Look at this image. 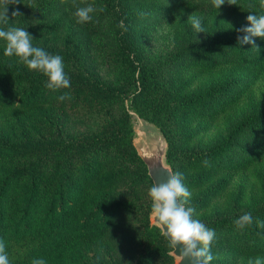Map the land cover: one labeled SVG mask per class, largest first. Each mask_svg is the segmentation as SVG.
Instances as JSON below:
<instances>
[{"label":"rangeland","instance_id":"rangeland-1","mask_svg":"<svg viewBox=\"0 0 264 264\" xmlns=\"http://www.w3.org/2000/svg\"><path fill=\"white\" fill-rule=\"evenodd\" d=\"M21 1L24 6L43 9L42 0ZM121 3L132 17L131 32L141 50V66L147 70L135 101L108 100L86 92L44 104L39 115L18 112L11 116L13 111L8 108L2 111V137L12 140L42 132L43 117L51 119L44 129L52 135L78 137L100 130L127 110L134 145L148 144L158 129L167 134L176 154L174 173L182 174L191 193L186 206L195 209V219L207 224L236 212L252 214L253 223L243 229L211 228L216 238L210 264H248L257 257L264 261V228L257 225V220L264 221V122L242 131L220 154L205 157L239 122L264 113V57L257 65L249 59L255 49L264 50V38H253L257 48L237 42L244 35L237 29L248 26L249 12L264 14L261 0H237V5L226 2L219 10L212 0ZM89 4L96 9L93 19L77 23L76 7ZM100 9L91 0H54L45 20L49 25L56 22L58 30L35 37L32 43L61 55L67 73L82 62L103 81L129 90L136 74L117 48L111 19L102 16ZM193 14L201 20L203 32L192 27L189 17ZM234 40L237 47L224 45ZM14 62L27 67L16 57ZM88 166L95 170L92 179L97 183L83 201L93 205L110 198L119 204L110 208L105 204L102 211L108 224L104 234L78 236L70 252L63 255V263L134 264L144 246L146 217L150 220L151 216L148 190L152 184L142 165L126 151H98ZM170 256L160 253L149 264H175Z\"/></svg>","mask_w":264,"mask_h":264},{"label":"trees","instance_id":"trees-1","mask_svg":"<svg viewBox=\"0 0 264 264\" xmlns=\"http://www.w3.org/2000/svg\"><path fill=\"white\" fill-rule=\"evenodd\" d=\"M121 1L91 0L92 4L95 2L101 6L102 16L111 19L117 48L126 57L131 72L136 74L129 90L103 81L84 63L78 62L73 72H66L71 87L53 91L45 86L46 76L15 63L14 57H5L4 51H0V121L2 111L8 108L13 111L11 116L18 112L39 115L44 104L60 101L58 97L64 93L80 96L87 92L108 100L128 99L133 103L145 82L147 70L141 66V50L131 32L132 17ZM40 2H44L40 3L43 9H35L36 5L24 6L21 0L19 4H10L8 24L0 25V28L21 27L34 38L57 31L56 22L49 25L45 20V14H48L54 0ZM17 9L22 15L12 17L11 13ZM224 45L235 48L237 42L227 41ZM5 46V42L0 40V49ZM33 46L49 52L45 47ZM263 54L264 50L255 49L249 59L257 65ZM43 119V131L39 133H27L12 140L2 137L0 133V240L6 245L10 264H31L34 258L41 257L47 264H64L63 255L70 252L69 247L73 248L71 245L78 236L99 238L104 234L108 222L102 210H106V203L110 208L117 206L118 201L107 198L93 205L83 201L85 194L96 187L97 180L92 179L95 170L88 163L98 151H126L142 165L144 176L152 184L147 168L136 152L133 143L135 132L127 110L107 121L100 130L73 138L63 137L61 133L52 135L44 129L51 119ZM259 121L264 122V113L242 120L221 144L210 148L207 155L204 153L205 157L220 154L237 135L259 125ZM160 130L168 143L166 163L175 174L173 144L165 131ZM241 215L236 212L217 217L206 225L210 228L235 227L234 220ZM143 242L142 253L134 264H149L160 253L170 256L172 249L168 247L160 229L150 223L148 215Z\"/></svg>","mask_w":264,"mask_h":264},{"label":"clouds","instance_id":"clouds-1","mask_svg":"<svg viewBox=\"0 0 264 264\" xmlns=\"http://www.w3.org/2000/svg\"><path fill=\"white\" fill-rule=\"evenodd\" d=\"M237 5V0H212L214 7L218 10L225 3ZM20 0H0V25L8 24L10 19L8 6L19 4ZM261 8H264V0H261ZM96 9L92 5L76 7L73 13L76 22L85 24L90 22L92 13ZM100 11H103L101 8ZM247 16L248 26L237 29L244 33L237 37L240 45L252 44L254 37L264 38V14L256 15L251 12ZM12 17L20 16L22 13L17 9L11 13ZM192 27L203 32L201 20L195 14L189 17ZM123 24V21H121ZM34 37L27 29L21 27H8L6 30L0 28V40L5 42L4 56L16 57L18 62L26 65L30 71H38L47 77L46 88L59 91L71 87L70 77L65 71L63 57L59 54H51L45 49L33 46ZM257 48V47H256ZM69 93H64L58 100L70 99ZM207 164L208 162L205 161ZM151 198V218L155 220L156 226L160 229L161 235L168 242V247L174 250L182 262L188 264H210L214 259L211 254V245L216 238L214 229L209 228L199 219L194 218L195 209L186 206L191 193L183 183L180 173H169L165 181L155 182L148 190ZM253 223L252 214L245 213L234 220L237 228L243 229ZM258 227L264 228V221L257 220ZM179 252V254H178ZM171 254V253H170ZM0 264H10L6 245L0 240ZM31 264H47L44 258H34ZM248 264H264L261 258L249 259Z\"/></svg>","mask_w":264,"mask_h":264},{"label":"water","instance_id":"water-1","mask_svg":"<svg viewBox=\"0 0 264 264\" xmlns=\"http://www.w3.org/2000/svg\"><path fill=\"white\" fill-rule=\"evenodd\" d=\"M150 141L144 145H134L138 156L141 158L147 168L148 175L152 181H165L169 173L173 174L171 167L166 163V151L168 147L167 140L161 130L158 129L154 135H150ZM150 223L156 225L155 220L150 216ZM174 257L175 264H181L180 258L174 250L170 251ZM179 254V252H178ZM182 264H188L187 261Z\"/></svg>","mask_w":264,"mask_h":264}]
</instances>
